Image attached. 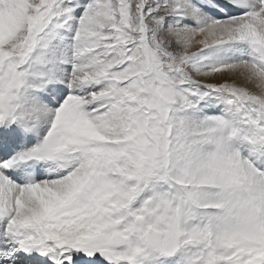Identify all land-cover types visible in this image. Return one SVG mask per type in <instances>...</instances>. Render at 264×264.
I'll return each instance as SVG.
<instances>
[{"label":"snow or ice","instance_id":"snow-or-ice-1","mask_svg":"<svg viewBox=\"0 0 264 264\" xmlns=\"http://www.w3.org/2000/svg\"><path fill=\"white\" fill-rule=\"evenodd\" d=\"M0 264H264V0H0Z\"/></svg>","mask_w":264,"mask_h":264}]
</instances>
